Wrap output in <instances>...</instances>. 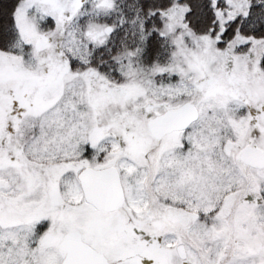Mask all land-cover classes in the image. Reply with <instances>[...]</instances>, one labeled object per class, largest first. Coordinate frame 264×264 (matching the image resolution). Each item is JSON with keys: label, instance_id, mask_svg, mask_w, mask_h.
<instances>
[{"label": "snow or ice", "instance_id": "snow-or-ice-1", "mask_svg": "<svg viewBox=\"0 0 264 264\" xmlns=\"http://www.w3.org/2000/svg\"><path fill=\"white\" fill-rule=\"evenodd\" d=\"M0 264H264V0H0Z\"/></svg>", "mask_w": 264, "mask_h": 264}]
</instances>
